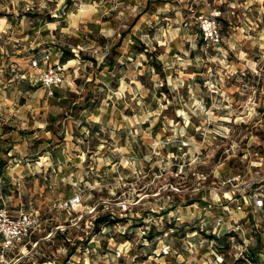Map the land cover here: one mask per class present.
<instances>
[{
    "label": "rangeland",
    "instance_id": "obj_1",
    "mask_svg": "<svg viewBox=\"0 0 264 264\" xmlns=\"http://www.w3.org/2000/svg\"><path fill=\"white\" fill-rule=\"evenodd\" d=\"M212 8L222 40L205 46L186 0H75L68 10L66 0H0L11 14L0 17V147L13 144L3 155L0 208L40 218L9 260L253 264L251 247L264 262V209L241 202L238 210L215 196L230 175L264 174V0H198L196 11ZM46 10L55 21L37 28L19 15ZM136 16L115 69L99 67ZM134 36L157 54L165 80L145 53H128ZM66 44L75 55L56 86L63 103L38 81L32 61L50 52L54 63ZM88 92L95 109L71 112V101ZM75 195L81 202L69 210ZM108 211L124 221L91 233L93 218ZM175 223L197 231L173 235L167 227ZM152 224L166 233L149 243L142 236ZM210 233L234 234L231 246L220 253Z\"/></svg>",
    "mask_w": 264,
    "mask_h": 264
},
{
    "label": "built area",
    "instance_id": "obj_2",
    "mask_svg": "<svg viewBox=\"0 0 264 264\" xmlns=\"http://www.w3.org/2000/svg\"><path fill=\"white\" fill-rule=\"evenodd\" d=\"M189 3V12L199 25L205 46L221 43L220 11L212 8L205 14H197L198 0H186ZM210 5L212 0H203ZM44 66V68H41ZM32 67L39 69L38 81L41 85L50 89L62 84L65 80V65L51 63V53L44 52L40 57H35ZM215 196L228 202H235L238 210L242 209L244 202L246 207L254 210L264 208V174L255 170L246 177L242 174L230 175L223 179L215 189ZM81 200L75 195L65 202V207L74 210ZM40 226L38 214L22 208L10 209L6 206L0 208V264H19V259L9 260L10 250L20 244L28 242L32 233Z\"/></svg>",
    "mask_w": 264,
    "mask_h": 264
},
{
    "label": "trees",
    "instance_id": "obj_3",
    "mask_svg": "<svg viewBox=\"0 0 264 264\" xmlns=\"http://www.w3.org/2000/svg\"><path fill=\"white\" fill-rule=\"evenodd\" d=\"M73 1H75V0H66V9L67 10L70 9V6L72 5ZM188 12H189V10H188ZM19 15L21 17L26 16V15L29 16L31 18L32 22L34 23L35 28L39 27L42 23H50V22L55 21V17L52 16L53 13L51 11H48V10H46V12H44V13L31 12V11L22 12L21 11ZM3 16L10 18L11 14L7 13V12H1L0 11V17H3ZM138 17L139 16H136V18L133 20V22L130 24V26L128 27L127 30L122 31L120 33L118 41L110 47L109 52L105 55L104 60L101 64H99V67H107L109 71H113L115 69V65L117 63V61L115 59V55L118 53L117 49H118V47L121 46L123 38L125 37L126 33L129 31L131 25H133V23L138 19ZM220 19L221 18H219V20ZM199 35H200L201 44L203 45L204 42L202 39L201 32H199ZM128 53L129 54L131 53L133 56H136L137 53H145V55L148 56L149 59L152 60V65L157 70V73L162 75L163 80H165V72H163L162 67L158 64V61L156 60L157 54L150 52L148 50V48H146L144 46V44H142L140 42L138 37L134 36V42L131 45V48L129 49ZM55 54L59 58V61L55 62V63L60 64V65H65L75 55L72 51V48H70V46L67 44L60 46L58 48L57 52H55ZM41 55L38 54L37 57H40ZM83 59L89 60L94 65H97V61L94 57L84 55ZM114 77L118 78V74L116 73ZM162 88L165 89V83L162 84ZM52 96L55 99L62 100L63 103H66V101L68 99L67 96H64V98H61V96L59 95V90L56 87L53 88ZM95 99L96 98L93 96V94L88 92L85 95V97L82 99V101L72 100L71 104H70V110H71V112L74 111L75 109L94 110L95 109V102H96ZM56 121H57V116H51L50 123H48V125H47V128L49 127L48 130H50V126L52 125V123H54ZM8 131L9 130H7V128H3V133L8 132ZM12 145L13 144L10 143L9 146L6 147V149H4V150L2 147H0V174L2 176L4 175V171H5V168L7 165V160L3 159V155L8 154L11 151ZM191 203H193V201L192 202L189 201V204H191ZM263 209H260V210H263ZM120 221H124V219L119 218L118 216H114L111 211L98 214L91 221V233H94V234L100 233L104 227H110L112 224L120 222ZM184 227H185V225L178 226L175 223V224H172V226H168L167 230L172 231L173 235H180V236H185L188 233H193V232L197 231V230H185ZM165 233H166V230L160 231V232H155V225L152 224L151 227L148 228L147 232H145L144 236H142V238L145 239L147 242L152 243L155 240V237L157 235L163 236ZM232 236H234V234H232V233H229V234L224 233L220 236H217L215 234L210 233V234H206L205 237L208 241H214L215 247L218 249V251L220 253H223V249L229 248L231 246L230 237H232ZM255 239H256V242H258L260 237L256 234ZM74 251H75V246L70 248L68 255H71L72 253H74ZM247 256L249 257V259H251L253 264H264L263 261L259 262L260 260L258 258L257 251L251 247L248 248Z\"/></svg>",
    "mask_w": 264,
    "mask_h": 264
},
{
    "label": "crops",
    "instance_id": "obj_4",
    "mask_svg": "<svg viewBox=\"0 0 264 264\" xmlns=\"http://www.w3.org/2000/svg\"><path fill=\"white\" fill-rule=\"evenodd\" d=\"M53 57H56V58L54 59V63L59 61V58L56 56V54H55Z\"/></svg>",
    "mask_w": 264,
    "mask_h": 264
}]
</instances>
